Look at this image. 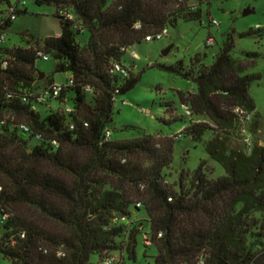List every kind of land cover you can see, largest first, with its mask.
<instances>
[{"label":"trees","instance_id":"obj_1","mask_svg":"<svg viewBox=\"0 0 264 264\" xmlns=\"http://www.w3.org/2000/svg\"><path fill=\"white\" fill-rule=\"evenodd\" d=\"M197 1L35 0L37 5H55L61 33L40 40L36 49L0 48L11 58L9 69L0 74V118L26 124L47 141L35 142L33 135L13 128L9 119L0 126L4 259L11 264H90L93 255L101 261L125 250L134 261L141 223L114 219L128 220L132 210L144 209L157 249L154 264H199L200 259L203 264H264V145L252 142L247 152L240 135L242 123L234 113L236 108L256 112L249 89L261 77L246 72L257 54H245L244 61L233 59L229 37L211 65L205 64L206 54L195 55L188 65L183 60L159 65L196 84V92L178 93L193 114L185 117L206 118L213 126L188 125L173 140L149 135L111 140L117 97L141 80L124 65L123 50L175 28L180 20L201 23L202 10L187 8ZM60 10L68 11L73 20L60 18ZM85 33L89 39L82 45L78 39ZM241 37L261 40L264 28ZM35 50L50 55L58 70L73 79L72 86L45 102H38L43 90L34 91L41 75ZM115 64L127 67L128 76L117 72ZM70 91L76 95L72 111L53 110L50 103L63 102ZM210 131L213 137L204 148L224 168L225 176L207 179L206 163L201 162L191 176L180 174L178 190L168 186L164 171L172 165L174 142L183 135L201 143ZM4 214L9 216L5 221Z\"/></svg>","mask_w":264,"mask_h":264},{"label":"rangeland","instance_id":"obj_2","mask_svg":"<svg viewBox=\"0 0 264 264\" xmlns=\"http://www.w3.org/2000/svg\"><path fill=\"white\" fill-rule=\"evenodd\" d=\"M18 0H10L15 5ZM25 3L20 8L17 20L10 28L4 31L6 34L5 48H37L40 40L55 37L61 33V24L56 17L55 5H37L35 0H20ZM8 5L2 6V8ZM201 9L203 20L199 22H185L180 20L175 28H168V35L160 41L142 42L132 46L124 55V65L134 75H141L140 83L131 91L117 97L113 113L112 141H123L137 139L146 135L159 139H172L178 136L186 126L197 123L213 124L206 118L185 117L179 92L188 94L197 91L196 84L189 82L177 75L162 71L159 65L170 66L183 60L186 65L197 54H206V65H211L214 57L220 53L224 43L232 38L234 49L233 59L237 61L246 60L245 54L254 53L258 57L255 63L247 70L246 74L260 75L261 79L254 82L249 94L254 100L256 112L251 116L247 124V133L253 143L264 145V38L257 40L255 37H241L249 30L264 28V0H200L191 2L187 8ZM251 9L253 13L243 16L244 10ZM217 20L219 26H210L208 17ZM212 37L215 45L206 46V40ZM89 39L85 33L79 37V42L84 45ZM170 49L167 56L163 52ZM137 55L136 60H131L130 54ZM36 69L44 75L35 86L36 92H40L54 82L65 85L66 80L71 77L68 72H61L57 68V61L49 55V61L37 60ZM63 102L54 101L50 103L53 110H66L74 107L75 93L70 91ZM213 137V132H207L201 143H196L190 138L182 135L175 143L173 162L169 169L164 171V182L171 188L178 190L180 174L192 175L201 162L206 163V177L216 180L225 176L224 168L210 159L207 155L204 142ZM236 144L241 147L239 139ZM242 148V147H241ZM140 221L139 234L136 244V260H131L123 250L113 254L120 262L117 264H154L157 249L152 244L146 246L144 237L149 236V218L144 211L132 210L131 218ZM2 234L0 223V235ZM128 235L122 240L124 249L127 248ZM152 242V241H151ZM100 257L93 255L90 264H97ZM0 264H11L0 255Z\"/></svg>","mask_w":264,"mask_h":264},{"label":"built area","instance_id":"obj_3","mask_svg":"<svg viewBox=\"0 0 264 264\" xmlns=\"http://www.w3.org/2000/svg\"><path fill=\"white\" fill-rule=\"evenodd\" d=\"M4 5H8V6L5 7V8H2V6H4ZM24 6H25V3L21 2L20 0H18L15 5H12L10 0H9V3H1L0 2V48L3 47L6 44V41H7L6 34L4 33L5 29L8 26H11L17 20L18 13H20V8L24 7ZM192 10L195 11L196 8L194 7V8H192ZM58 14H59V17L62 18L63 20H73V16L68 11L60 10ZM208 22H209L210 26H214V27L219 26V23L217 22V20H215L213 18L208 17ZM167 35H168V28L162 30L161 32H159L157 34L145 37V41L146 42L160 41L164 37H166ZM214 45H215V42H214L213 38L209 37L206 40V46L207 47H213ZM34 49H36V48L34 47ZM35 51H37L36 54H37L38 60H42V61H45V62L49 61V56L47 54H45L44 52H42L40 50H35ZM123 51L126 52V53L128 52V50H123ZM130 58L132 60L138 59L136 53H134V52H132L130 54ZM10 60H11V58L9 56H7L6 54H4L2 52V50L0 49V74H1V72L6 71V70L9 69ZM114 69L117 72H119L122 75H124L125 77L128 76L129 69L127 67H125V66H123L121 64H115L114 65ZM72 85H73V79L71 77L66 80V84L65 85H60V84L54 83V84H52L51 86L47 87V89L43 90L40 93L39 98H38V102H43V101L45 102V100L47 98H50L51 95L53 97H56V96H58L60 94V92H62L64 87L72 86ZM86 92L92 93V89L91 88H86ZM23 101L27 102L28 101V97L27 98L26 97L23 98ZM115 106H116V104H115ZM182 109L184 110V113H185L186 117L191 118L193 116L192 111H191V109H190V107L188 105L182 104ZM65 111L66 112H71L72 109L71 108L70 109H66ZM234 113L239 117V119H240V121L242 123V127H241V130H240V135L243 138V142H244V144L246 146L247 152H250L251 148H252V139L249 136V134L247 133V124L251 121L252 114H249V113L245 112L244 110H242L240 108H236L234 110ZM8 119L11 120V122H13V124H12L13 128H16V129L20 130L21 132H23L26 135H33L34 136L33 140L35 142H37V143L47 142L45 137L42 134L34 133L32 131V129L28 125L16 123L14 121V119H11L8 116H6L4 118H0V126H5L7 121H8ZM71 129H73V127H71ZM106 137L108 139L111 137V132L110 131L106 132ZM51 144L55 148L59 147L58 143L55 142V141L51 142ZM1 190H2V188L0 187V191ZM169 201H171V199H169ZM136 207L137 208H141L142 206H141L140 203H138L136 205ZM8 217L9 216L7 214H4L1 219L3 221H5V220L8 219ZM124 222H127V218L126 217H121V218H115L114 219V223H124ZM161 236L162 235L160 234L159 237H161ZM151 243H152L151 242V238L149 236H145L144 237V244L146 246H151L152 245ZM58 256L62 257V256H64V254L62 252H59ZM119 262H120V259H119V261H117L113 257V255H111V256L104 257L97 264H117ZM199 264H203V260L202 259H200Z\"/></svg>","mask_w":264,"mask_h":264},{"label":"water","instance_id":"obj_4","mask_svg":"<svg viewBox=\"0 0 264 264\" xmlns=\"http://www.w3.org/2000/svg\"><path fill=\"white\" fill-rule=\"evenodd\" d=\"M251 13H253V11H252L251 9L247 8L246 10H244V12H243V16H248V15H250ZM60 24H62V23H60ZM169 51H170V49L164 51V52H163V56H167V54L169 53ZM43 77H44V75L41 74V75H40V78H39V81H41V80L43 79Z\"/></svg>","mask_w":264,"mask_h":264},{"label":"crops","instance_id":"obj_5","mask_svg":"<svg viewBox=\"0 0 264 264\" xmlns=\"http://www.w3.org/2000/svg\"><path fill=\"white\" fill-rule=\"evenodd\" d=\"M60 34H57L56 36H59Z\"/></svg>","mask_w":264,"mask_h":264}]
</instances>
